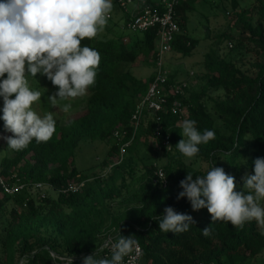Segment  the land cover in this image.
I'll use <instances>...</instances> for the list:
<instances>
[{"label": "trees", "instance_id": "16d2710c", "mask_svg": "<svg viewBox=\"0 0 264 264\" xmlns=\"http://www.w3.org/2000/svg\"><path fill=\"white\" fill-rule=\"evenodd\" d=\"M162 1L136 0L134 5L145 3L163 12ZM199 1L182 0L175 8L180 31L175 35L172 51L183 57L191 56L199 43L187 32L189 16L197 10ZM132 13L125 12L124 29ZM228 15L235 18L239 29V37L232 39V49L253 51L257 60L249 69H243L215 50L207 53L206 84L200 91L185 89L179 97L187 108L186 117L172 113L169 105L174 97L167 96V108L160 112L163 140L156 138L151 118L137 134L131 124L132 115L155 73L154 69L151 76L138 77L134 73L135 63L142 55L150 58L155 68L157 28L119 34L108 25L96 38L81 42L101 56L95 85L86 95L70 101L81 109L61 124L54 117L53 137L39 144L33 140L21 151L12 150V155L2 158L0 172L7 178L16 175L26 189L44 184L58 191L73 181L84 180L86 184L78 192H58L55 198L34 197L27 190L10 195L0 186V264H19L26 256L29 258L26 264H83V257L94 251L97 258H110L99 249L108 236L121 234L135 235L143 249L140 264H251V260L264 252V228L256 221L245 223L242 229L230 223L212 224L206 208L193 211L186 197L177 200L182 191L180 181L188 173L195 178L212 165L222 167L235 177L239 190L242 176L254 174V160L264 158V0H253L244 7L239 0H232ZM172 83L174 78L169 75L167 86ZM211 92L220 94L212 97ZM209 103L216 117L210 113ZM216 118L221 120L222 127L217 126ZM185 119L195 120L201 132L205 129L215 132V139L200 145L198 156L192 160H186L175 148L183 139L180 132ZM3 125L0 119V139L12 135ZM121 127L126 134L118 137L116 132ZM143 135L158 140L160 150L168 158L163 165L166 185L155 181L158 165L145 160L144 172L134 181L135 185L126 181V169ZM166 138L172 145L169 151ZM96 140L114 141L108 151L109 158L119 155L121 146L128 145L123 159L113 166L107 178L89 180L98 164L89 170H79L75 154L81 142ZM168 206L191 215L195 224L184 233L161 231L159 218ZM210 225L212 235L205 237L201 230Z\"/></svg>", "mask_w": 264, "mask_h": 264}, {"label": "clouds", "instance_id": "9594fccd", "mask_svg": "<svg viewBox=\"0 0 264 264\" xmlns=\"http://www.w3.org/2000/svg\"><path fill=\"white\" fill-rule=\"evenodd\" d=\"M113 9V0H0V119L4 130L12 133L2 137L7 148L21 151L33 140L37 144L48 142L56 131L53 113L41 116L33 108L43 94L31 87L29 76L43 75L57 87L48 100L53 107L59 101H69L62 106L66 113L72 108L71 100L86 95L95 85L101 56L81 42L106 30ZM196 123L193 119L182 121L183 139L175 145L186 160L196 158L199 146L215 139L213 130L201 132ZM171 147L168 145L167 151ZM163 175L158 174L160 179ZM241 179L242 187L237 190L235 177L212 165L201 176L193 178L188 173L180 181L182 191L177 200L186 197L193 211L206 208L212 224L224 222L242 229L254 220L264 228V158H256L254 174H245ZM158 224L165 233L179 234L187 232L195 220L168 206ZM211 225L201 230L202 235H212ZM110 251V258H97L94 251L83 257V264H125V257L139 252V243L135 235L121 234ZM28 259L24 257L20 264Z\"/></svg>", "mask_w": 264, "mask_h": 264}, {"label": "rangeland", "instance_id": "374dc122", "mask_svg": "<svg viewBox=\"0 0 264 264\" xmlns=\"http://www.w3.org/2000/svg\"><path fill=\"white\" fill-rule=\"evenodd\" d=\"M252 2L253 0H239L240 5L243 7L250 5ZM113 3V17L108 21V25L112 26L116 33L130 34V31L123 28L125 24L124 14L126 9L132 10L134 4H128L126 8H123L118 0H113ZM231 6L232 0H200L197 3V10L190 14L187 22V32L191 37L199 41L193 54L188 57H183L182 54L174 53L173 51L168 54L166 67L169 75L174 78L176 83H186V90L200 91L206 84L207 74L205 73L204 62L206 54L211 50L217 51L220 56L227 60H232L243 69H249L257 60L255 52L247 51L244 48L232 49L230 46L233 43L232 39L239 37V29L234 23L235 18L228 15ZM154 69L151 59L141 55L135 63L134 73L138 77L146 78L154 73ZM28 79L31 87L41 91L43 94L41 100L33 105L34 110L39 115L43 116L48 112H52L58 123L61 124L64 123L67 117L81 109L80 106L73 105L69 112L62 111V106L67 101H59L58 106L53 107L48 100V96L55 93L58 90L57 87H54L47 78H43V75L40 74H37L35 78L29 76ZM219 94V92H211L212 97H217ZM0 105L3 108L2 97H0ZM209 108L210 113L215 116L211 103H209ZM151 117V115L146 116L145 121L141 125L142 131L146 128L148 120ZM216 123L218 127H222L220 119L216 118ZM113 143L114 141L102 142L99 140L81 142L75 154L76 167L79 170L85 171L98 164L92 177L107 178L111 174V172H108L107 167L116 162L119 163L122 159L118 154H113L109 158L108 151ZM6 145L7 141L1 138L0 162L3 157L12 155V150L7 149ZM132 160L131 165L126 169L125 177L128 183L134 185V181H137L138 177L144 172V160L149 162L154 161L158 165V168H162L163 170V165L168 162V158L160 150L158 140L146 135L142 136L137 152ZM104 161L108 162V165H105ZM27 192L34 197L47 195L55 198L58 195V191L54 190L50 185L35 187ZM261 204L264 206V201H261ZM10 207L11 204H8V208ZM250 262L251 264H264V252Z\"/></svg>", "mask_w": 264, "mask_h": 264}, {"label": "built area", "instance_id": "2783aa9c", "mask_svg": "<svg viewBox=\"0 0 264 264\" xmlns=\"http://www.w3.org/2000/svg\"><path fill=\"white\" fill-rule=\"evenodd\" d=\"M182 0H163L164 11L160 12L158 10L152 9L149 5L142 3L139 7L132 13L131 19L127 23V29L132 32H146L150 29L157 28L158 32V44L154 52V64H155V73L154 79L150 84V87L144 97L139 101L133 115L131 118V124L133 127L134 134L138 133V130L141 128L143 121L147 115H151L152 121L155 123L154 133L156 138H163L162 129H161V115L160 112L166 110L167 96L173 95V100L169 105V109L173 114L179 115L180 117H186L187 108L184 107L180 96L184 95L185 89L187 87L186 83H172L167 86L169 81V71L166 68V60L168 54L172 51V43L175 38L176 33L180 31V27L176 21L175 17V8ZM123 8H126L128 4H135L136 0H118ZM232 46V44H230ZM126 130L122 127L116 132V135L119 137L124 136ZM166 145H170L169 140L166 138ZM128 144L121 146L119 157L123 159L125 154V148ZM121 159V160H122ZM120 160V161H121ZM117 162L111 164L108 168V172L112 171V168ZM163 172V176L160 177L158 174ZM96 177H91L89 180H93ZM103 178V177H101ZM165 173L162 168L156 171L155 181L162 183L163 185L167 184V179L163 180ZM86 184V181H73L70 182L67 187H64L58 192L63 193H74L82 190ZM0 186L4 192L7 194L13 195L19 193L23 190H30L35 187L46 186L44 184H36L26 189L25 184L17 178L16 175L11 178L3 176L0 172ZM45 197V195L43 196ZM118 236L110 235L108 236L103 244L101 245V251L105 252V255L111 256V244L116 241ZM55 256V254H53ZM143 256V249L139 245V252H133L131 257H125V264H140L141 258ZM61 260H67L66 257H60ZM68 260H71L68 258Z\"/></svg>", "mask_w": 264, "mask_h": 264}, {"label": "crops", "instance_id": "0c3cea01", "mask_svg": "<svg viewBox=\"0 0 264 264\" xmlns=\"http://www.w3.org/2000/svg\"><path fill=\"white\" fill-rule=\"evenodd\" d=\"M137 7H138V6H137ZM137 7H136V5H134V7H133L132 10H127V9H126L125 11H126V12H131V11L134 12V11H136Z\"/></svg>", "mask_w": 264, "mask_h": 264}]
</instances>
